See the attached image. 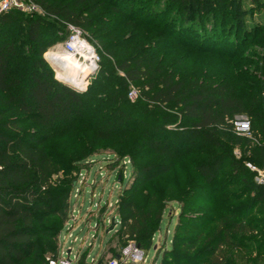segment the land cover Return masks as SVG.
Instances as JSON below:
<instances>
[{
    "label": "trees",
    "instance_id": "trees-1",
    "mask_svg": "<svg viewBox=\"0 0 264 264\" xmlns=\"http://www.w3.org/2000/svg\"><path fill=\"white\" fill-rule=\"evenodd\" d=\"M32 1L44 15L0 13V264H47L46 255L57 251L60 229L45 221L67 206L75 180L54 176L78 168L47 149L45 143L58 134L129 141L123 150L133 168L125 192L170 172L197 137L206 141L226 137L245 146L252 162L264 167V143L253 144L254 139L264 141V111H254L250 105L260 94H236V84L226 80H199L194 74L187 80L177 78L162 58L157 59L174 45L226 55L233 43L225 34L230 30L235 38L241 36L240 0ZM66 24L81 28L100 55L99 69L85 91L56 78L44 56L64 41ZM241 37H246L245 31ZM236 56L234 52L231 58ZM113 60L122 74L119 78L104 67ZM261 63L264 87L262 52ZM81 82L75 86L80 88ZM131 85L138 91L134 101L128 96ZM243 115L249 118L252 138L234 131L233 121ZM221 151L196 166L204 182L213 184L229 171L230 181L242 185L230 203L252 188L259 195L221 216L203 238L192 237L185 243V253H169L171 264H236L227 252L233 249L244 251L250 259L245 264H263L264 241L250 239L264 236V230L246 221L264 203L263 188L244 160L233 158L227 149ZM149 153L157 160L136 164ZM247 172L250 183L244 176ZM139 209L132 198H120L116 208L119 237L134 239L142 248L155 233L153 220L160 216ZM78 264H88L86 255H80Z\"/></svg>",
    "mask_w": 264,
    "mask_h": 264
},
{
    "label": "rangeland",
    "instance_id": "rangeland-1",
    "mask_svg": "<svg viewBox=\"0 0 264 264\" xmlns=\"http://www.w3.org/2000/svg\"><path fill=\"white\" fill-rule=\"evenodd\" d=\"M240 5L242 20L240 35L242 36L245 31L246 37L235 38L229 30L225 36L233 44L230 45L231 49H228L226 55L200 51L198 47L174 45L162 50L157 59L162 58L165 66L172 69L177 78L183 77L187 80L194 74L199 80L232 82L236 84L234 92L239 95L256 92L260 94L259 99L255 103L253 101L250 103L251 108L254 111H264V87H261L260 83L261 52L264 53V49L261 48V35H264V0H240ZM115 26L121 28L119 24ZM234 44H236L235 51H233ZM52 50L55 48L53 47ZM234 52L237 56L231 58ZM46 54L47 52L44 56H47ZM49 62L55 77L62 78L61 71L54 62L52 60ZM116 65L115 60L110 64L104 63L106 70L112 72L113 77L119 78L122 74L115 69ZM91 75L88 74L86 80L73 76L75 81L73 84L82 81L80 88L85 91L92 80ZM129 88L136 90L133 85ZM137 95L136 90V97ZM237 118L240 121H249L245 115ZM184 124L188 125L187 122ZM236 132H240L239 136L244 134L242 131ZM117 142L113 139H94L92 134L69 132L58 134L45 143L53 155L78 167L69 170L67 174L59 173L54 176L55 179L67 175L71 182L75 180V184L70 191L67 206L60 215L45 221V225L60 229L56 237L57 251L48 253L46 258L71 249L79 255H86L88 264H109L127 244L136 243L134 239L119 237L120 221L116 210L120 198H132L142 213L151 210L152 213H159L160 216L158 220H153L155 233L142 247L145 260L140 264L165 262L171 264L173 259L169 253H185L188 250L185 243L192 237L199 235L203 238L219 223L221 216L226 215L233 208L247 204L259 195V190L252 188L253 190L247 192L241 200H237L234 204L230 203L228 201L230 196L242 190V185L237 180L230 181L232 173L222 172L220 179L213 184H206L198 173L196 166L199 163L205 162L225 149L233 158L252 162L250 150L245 146H237L222 136L210 141L201 137L194 138L189 146V152L175 160L170 172L146 183L136 191L125 192L124 189L129 187L131 182L130 171L133 163L128 160V152L123 149L129 146L130 142ZM263 143V140L258 143L253 141V144L258 146ZM156 160V156L149 153L136 164ZM244 176L250 183L251 175L247 172ZM112 220L115 222L114 227L111 231H107ZM246 221L257 223L263 231L264 203L257 205ZM255 239L264 241V236L258 234L250 240ZM227 252L236 264H245L250 260L244 256L243 250L233 249ZM262 263L264 264V260ZM180 264H183L182 261Z\"/></svg>",
    "mask_w": 264,
    "mask_h": 264
},
{
    "label": "built area",
    "instance_id": "built-area-1",
    "mask_svg": "<svg viewBox=\"0 0 264 264\" xmlns=\"http://www.w3.org/2000/svg\"><path fill=\"white\" fill-rule=\"evenodd\" d=\"M10 10H17L24 13L33 12L43 14L40 7L32 0H0V13ZM67 36L61 43L54 46L55 50H62L71 56H74L80 64L88 68V74H94L99 69L100 55L95 46L88 40L86 33L79 27L72 24H66ZM49 51V50H48ZM47 51V52H48ZM128 96L130 99L136 97V90L130 89ZM233 121L234 131L237 135L244 132L243 136L252 138L250 121ZM236 125V126H235ZM256 143L259 141L255 140ZM245 166L254 173V181L263 188L264 192V167H259L252 162H245ZM80 255L72 252L71 249L62 252L53 257L46 258L47 264H78ZM145 260L144 250L136 243H129L118 255L114 257L109 264H140Z\"/></svg>",
    "mask_w": 264,
    "mask_h": 264
},
{
    "label": "bare ground",
    "instance_id": "bare-ground-1",
    "mask_svg": "<svg viewBox=\"0 0 264 264\" xmlns=\"http://www.w3.org/2000/svg\"><path fill=\"white\" fill-rule=\"evenodd\" d=\"M45 56L47 59H52L54 65L60 66L58 68L61 71V76L63 79L74 83L73 76L85 77L89 71L87 67L83 64H80L79 61L74 57L69 55L62 50H52L50 49ZM84 79V78H83Z\"/></svg>",
    "mask_w": 264,
    "mask_h": 264
},
{
    "label": "water",
    "instance_id": "water-1",
    "mask_svg": "<svg viewBox=\"0 0 264 264\" xmlns=\"http://www.w3.org/2000/svg\"><path fill=\"white\" fill-rule=\"evenodd\" d=\"M49 60H52V59H49ZM53 62V61H52ZM56 67L57 68H60V66H58V65H56ZM88 75V74H87ZM86 75V76H87ZM86 76L84 77V80H86ZM60 81H62L63 83H65V84H67V85H69V86H71V87H73V88H75V89H77V90H79V91H82V90H84V89H82V88H79V87H77V86H75L74 84H72V83H70L69 81H67V80H65V79H62V78H58ZM114 224H115V222H114V220H112V224H111V226L108 228V230L107 231H111L112 229H113V227H114ZM116 258H118V256H116Z\"/></svg>",
    "mask_w": 264,
    "mask_h": 264
}]
</instances>
